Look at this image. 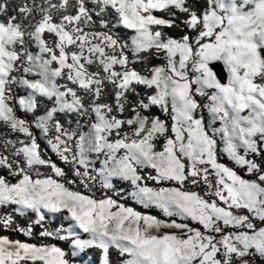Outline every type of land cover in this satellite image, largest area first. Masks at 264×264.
Masks as SVG:
<instances>
[{
	"label": "snow or ice",
	"instance_id": "snow-or-ice-1",
	"mask_svg": "<svg viewBox=\"0 0 264 264\" xmlns=\"http://www.w3.org/2000/svg\"><path fill=\"white\" fill-rule=\"evenodd\" d=\"M18 87L52 101L35 127L71 177ZM0 122L24 137L0 143V231L44 238L0 235V264H264V0H0Z\"/></svg>",
	"mask_w": 264,
	"mask_h": 264
},
{
	"label": "rangeland",
	"instance_id": "rangeland-1",
	"mask_svg": "<svg viewBox=\"0 0 264 264\" xmlns=\"http://www.w3.org/2000/svg\"><path fill=\"white\" fill-rule=\"evenodd\" d=\"M123 38H125V42L128 43L129 45L131 44V35L132 33H128L129 35H125L123 32H120L119 33ZM175 38V37H173ZM129 52H130V55H134V53L131 52V49H129ZM156 60H159V61H156L155 63H152V64H160V63H163V57L160 56V57H156ZM149 61H135V66L139 69V68H142L144 67V65L146 63H148ZM31 90H28V89H25L23 87H18L16 88L15 90V93L14 95L16 96V99L12 102L13 103V106L15 107L16 109V114L17 116H19L20 118H24L26 119L27 121H29L32 125V130L34 132V134L36 135L37 137V141L38 143L41 144L42 148L44 149V155L47 157V158H50L52 159L54 162L57 163L58 166L62 167L65 169L66 172H68L69 174V177H71V169L66 166L60 159L59 157L51 150V147L50 145H48L47 143V140H48V136H46V134L39 128H36L35 127V124H36V120L39 116H42V115H45L46 114V111H43L41 114H39L37 117H29V116H26L24 114H22V111H25L21 106H19L18 104V100L20 97H24V98H27L29 93H30ZM150 90H143L141 92V97L145 99V102H147V99H146V96L148 94ZM39 96H37V99H38ZM53 106V103L51 106H48L46 109L47 110H50L51 107ZM45 109V110H46ZM61 123L64 124V126L66 128H71V129H77L79 126L77 125L76 121H77V117L75 115H72V117H69V119L67 120H62V119H59ZM83 123V122H82ZM85 131H87V128L85 127L84 128ZM17 137H19L20 139H23V134H20V133H16L14 131H12L9 126L3 122H0V143H2L4 140H10L12 141V143H16V140H17ZM19 146V145H17ZM225 162H227V158L225 157ZM42 171L44 172H47L48 169H42ZM118 187H123V189L125 190H130L129 189V186L125 183V184H122V185H118ZM97 189H99V185L97 184L96 186ZM102 193L100 190H97L96 191V195L97 196H100ZM127 203L129 204V206H132V207H135L137 210L141 211V212H145V213H150V214H153V215H162L161 213L160 214H154L152 213L151 211H148L147 209H144L142 205L141 208H139V204H136L135 201H133L131 199V197H129ZM133 204H136V205H133ZM58 216V215H57ZM57 216L54 218V219H51L49 222H48V226H52V220H55L57 218ZM72 222H70L69 220L65 219L64 217L62 218V220L60 221V223L58 224V226L56 227H51V228H57V227H64L65 229L68 228L70 225H71ZM31 224V223H30ZM29 225V224H28ZM19 226H27V225H19ZM66 234V233H64ZM0 235H5V234H0ZM82 238H87V234H83L82 233ZM22 241H25V240H22ZM27 242H30V243H37V242H32V241H27ZM54 243V242H53ZM39 244V243H37ZM58 246L64 248L62 245H59ZM70 244H69V250L65 249V251H69L70 252ZM72 261H73V264H102V255H101V252L100 250L98 249H85L83 250L82 252H79V254L75 257H71Z\"/></svg>",
	"mask_w": 264,
	"mask_h": 264
},
{
	"label": "trees",
	"instance_id": "trees-1",
	"mask_svg": "<svg viewBox=\"0 0 264 264\" xmlns=\"http://www.w3.org/2000/svg\"><path fill=\"white\" fill-rule=\"evenodd\" d=\"M160 15H163L162 13H160ZM121 30L120 32H123L125 35H129L131 33L130 30H126V29H122V26H118ZM182 31H188L187 29H183V25H180V27H176L173 26L172 28H164V32L171 36V37H175V38H179L182 35ZM129 33V34H128ZM149 61L148 63H155L156 61V57H149V59L147 60ZM37 109L36 111L33 112H26V111H22V114L29 116V117H37L39 114H41L43 111H45V109L48 106L52 105V101L47 100V98H42V97H38L37 99ZM151 114L152 115H160L162 118H164L163 114L160 112V110L158 108H152L151 109ZM73 114H66V113H58L57 114V119H62V120H67L69 119V117H72ZM136 205V204H133ZM139 208H141L142 206H138ZM148 211H151L154 214H160L158 209H147ZM63 216L58 215L57 218L55 220H52V226L50 227H56L58 226V224L60 223V221L62 220ZM31 223V220L28 217H20L17 215V225H28ZM34 235L32 236H27L24 233H20V232H16V231H11L10 229H3L2 231H0V234H5L8 235L10 238L12 239H20V240H25V241H32V242H37V243H41L42 240H44V238L39 237L38 233L41 231L40 227H36L34 230ZM46 242L49 243H58L59 245H62L65 249L69 250V243L64 242V241H55V240H51L48 239Z\"/></svg>",
	"mask_w": 264,
	"mask_h": 264
}]
</instances>
